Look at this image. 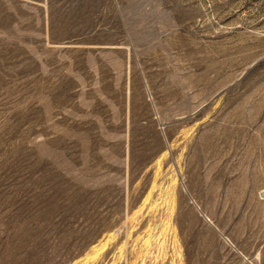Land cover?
Masks as SVG:
<instances>
[{
    "label": "rangeland",
    "instance_id": "374dc122",
    "mask_svg": "<svg viewBox=\"0 0 264 264\" xmlns=\"http://www.w3.org/2000/svg\"><path fill=\"white\" fill-rule=\"evenodd\" d=\"M108 235L93 264H264V0H0V264Z\"/></svg>",
    "mask_w": 264,
    "mask_h": 264
},
{
    "label": "bare ground",
    "instance_id": "6f19581e",
    "mask_svg": "<svg viewBox=\"0 0 264 264\" xmlns=\"http://www.w3.org/2000/svg\"><path fill=\"white\" fill-rule=\"evenodd\" d=\"M161 162H162L161 159H158L156 161V173H155L153 184H152L150 190L148 191L146 197L142 201L138 212H141V211H143L144 209L147 208L149 210L148 212L153 213V212H156L157 208L160 206V204L158 203V200L154 201V200H152V197H153V195L156 192H160L158 195H161V193H162V190H161L162 189V184L158 183V178H159L160 172H161ZM174 189L175 188L173 186L172 187H167V189H166V191L168 192V195H167L168 196V198H167V203H168L167 204L168 205L167 209L168 210L167 211L169 212V216H170L169 217V224H167V226H170V227H172L171 226V217L173 215L174 204H175ZM165 207H167V206H165ZM163 217L166 218V216H163ZM172 234L175 237L174 228H173ZM112 239H113V236L112 235H108L99 244L93 246L92 249H91V253L88 254L85 258H83L85 260H84V263L82 262V264H93L101 256V254L104 252V250L108 247V245L110 244ZM146 244H147L146 246H148L149 241H146ZM161 246H162V244H161ZM163 252H164V250H163Z\"/></svg>",
    "mask_w": 264,
    "mask_h": 264
}]
</instances>
